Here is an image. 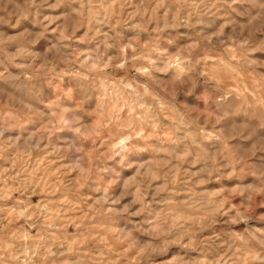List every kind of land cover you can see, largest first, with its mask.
Here are the masks:
<instances>
[{"label":"clouds","instance_id":"obj_1","mask_svg":"<svg viewBox=\"0 0 264 264\" xmlns=\"http://www.w3.org/2000/svg\"><path fill=\"white\" fill-rule=\"evenodd\" d=\"M257 53L264 0H0V264H264Z\"/></svg>","mask_w":264,"mask_h":264},{"label":"rangeland","instance_id":"obj_2","mask_svg":"<svg viewBox=\"0 0 264 264\" xmlns=\"http://www.w3.org/2000/svg\"><path fill=\"white\" fill-rule=\"evenodd\" d=\"M53 27H54V25H53ZM257 57L260 58V59H264V53H257ZM229 86L230 87L232 86L230 81H229ZM202 114L204 115L205 120H207L208 113L202 111ZM100 146L102 147V145H100ZM36 199H37L36 197H33V202H35ZM76 203L78 205L76 211L79 212L81 215L87 214L88 209H90L92 207L90 198L88 199L87 208H85L84 204H81L79 201H77ZM262 209H264V198L258 199L256 207L252 208L251 211L256 213L257 214V218L259 219V218H261L259 216V212ZM69 230L72 231V229H69ZM94 235H95V233H94ZM225 251L226 250L222 249L220 254L224 255ZM164 264H190V261L188 260V258L186 256H184L183 253H177L176 255H173L171 257L165 258Z\"/></svg>","mask_w":264,"mask_h":264}]
</instances>
